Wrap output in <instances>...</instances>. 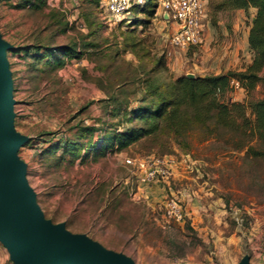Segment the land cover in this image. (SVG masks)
I'll use <instances>...</instances> for the list:
<instances>
[{
  "label": "rangeland",
  "instance_id": "1",
  "mask_svg": "<svg viewBox=\"0 0 264 264\" xmlns=\"http://www.w3.org/2000/svg\"><path fill=\"white\" fill-rule=\"evenodd\" d=\"M220 1L207 0L203 40L186 49L170 44L173 26L159 15L133 25L89 0H0L10 131L22 137L12 153L45 221L134 264H239L246 256L249 264H264V141L253 137L246 151L236 146L239 132L195 125L181 141L164 133L122 148L114 142L100 156L88 146L130 125L123 109H112L139 103L137 77L158 54L166 53L156 71L163 81L214 73L199 70L201 63L230 43L233 56L217 73L251 62L247 35L255 9L222 8ZM207 22L214 32L204 42ZM35 44H71L81 55L58 54L63 63L55 65ZM229 95L247 102L264 96V84L248 94L238 82ZM68 139L79 142V157L65 150ZM158 163L168 173L148 177L149 165ZM172 202L180 217L170 212ZM0 264H18L1 238Z\"/></svg>",
  "mask_w": 264,
  "mask_h": 264
},
{
  "label": "trees",
  "instance_id": "2",
  "mask_svg": "<svg viewBox=\"0 0 264 264\" xmlns=\"http://www.w3.org/2000/svg\"><path fill=\"white\" fill-rule=\"evenodd\" d=\"M89 1L94 3L98 11L102 9V0ZM25 2L28 4L31 0ZM217 6L255 9L247 35L248 45L252 50L251 62L243 69L194 74L192 77L180 74L163 81L156 71L163 66L162 59L166 53L158 54L154 65L147 71L142 69L143 72L141 71L137 77L142 90L139 103L128 109L127 105L120 107L121 105L116 104L112 109V111L123 109L124 115L127 116L125 121L130 125L117 132H104L101 138L94 142L89 141L88 146L94 149V155H103L107 149L114 146V142H118L117 147L122 148L135 141H155L164 133L172 140L179 141L195 125H201L209 132L220 128L239 132L242 139L236 141V146L241 149L245 147L246 151L253 150L251 143L253 137L264 141V96L240 102L231 100L229 95L234 87L232 79L238 81L248 94L259 83L264 84V0H221ZM158 9L159 0H147L142 6L132 8L129 17L121 19L119 23L121 21H129L128 23L133 25L146 23L157 16ZM136 12H142L145 18H134ZM32 47L35 51L44 47V55L49 57L47 62L53 60L55 65L63 63L58 54L66 55L68 58L81 55V51L71 44L56 47L35 44ZM159 65L161 66L158 67ZM246 109L250 111L249 116H246ZM82 129L90 130V127ZM78 145V141L68 139L65 150L77 158L80 156L77 152Z\"/></svg>",
  "mask_w": 264,
  "mask_h": 264
},
{
  "label": "water",
  "instance_id": "3",
  "mask_svg": "<svg viewBox=\"0 0 264 264\" xmlns=\"http://www.w3.org/2000/svg\"><path fill=\"white\" fill-rule=\"evenodd\" d=\"M0 39V238L18 264H134L62 224L45 221L12 149L22 137L10 131L11 82ZM192 77L194 74H186ZM239 264H249L244 257Z\"/></svg>",
  "mask_w": 264,
  "mask_h": 264
},
{
  "label": "built area",
  "instance_id": "4",
  "mask_svg": "<svg viewBox=\"0 0 264 264\" xmlns=\"http://www.w3.org/2000/svg\"><path fill=\"white\" fill-rule=\"evenodd\" d=\"M147 0H102L101 8L113 20H121L129 16L131 9L142 6ZM163 21L170 23L173 30L170 36V44L178 48H189L197 46L203 40L204 20L207 16V0H159L158 13ZM231 82L238 85V81ZM127 163H133L134 159L127 157ZM140 165H143L140 164ZM168 173L166 167H154L149 165L148 177H156ZM175 203H170L175 217H180L179 209Z\"/></svg>",
  "mask_w": 264,
  "mask_h": 264
},
{
  "label": "crops",
  "instance_id": "5",
  "mask_svg": "<svg viewBox=\"0 0 264 264\" xmlns=\"http://www.w3.org/2000/svg\"><path fill=\"white\" fill-rule=\"evenodd\" d=\"M206 26H207L206 27L207 34L205 33L204 42H206L208 39H211L212 38V34L214 32L211 29V27L208 26V22L206 23ZM230 45H231V43L229 45H227V47L225 48L227 50L224 51V53L221 54V55L220 54H216V55L213 54L212 56L209 55V56L205 57L206 62L203 61V63H201V66L199 67L200 68L199 70L202 71V70H205V69H208V70L210 69V70H212V72L217 73V71H215V70H218V68L220 66H223L222 63L227 64V62L229 61V56H230L231 53H232V56H233V53L235 51V48H234L233 45H231L232 48L229 49Z\"/></svg>",
  "mask_w": 264,
  "mask_h": 264
}]
</instances>
